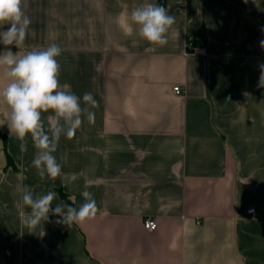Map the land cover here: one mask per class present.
Listing matches in <instances>:
<instances>
[{"label":"crops","instance_id":"crops-1","mask_svg":"<svg viewBox=\"0 0 264 264\" xmlns=\"http://www.w3.org/2000/svg\"><path fill=\"white\" fill-rule=\"evenodd\" d=\"M147 3L175 17L164 46L127 32ZM24 11L28 35L12 51L58 44L60 84L98 107L61 137L55 180L31 166L30 138L21 158L0 126V264H264V0H24ZM189 38L204 56L187 55ZM19 184L55 191L53 208L68 204L60 190L77 208L90 193L100 212L29 229Z\"/></svg>","mask_w":264,"mask_h":264},{"label":"clouds","instance_id":"clouds-1","mask_svg":"<svg viewBox=\"0 0 264 264\" xmlns=\"http://www.w3.org/2000/svg\"><path fill=\"white\" fill-rule=\"evenodd\" d=\"M130 22L128 34L135 28L149 44L164 46L175 17L169 15L164 6L147 3L131 11ZM30 24L31 19L24 11V0H0V44L6 49L0 53V72L7 81L0 87V104L10 109L0 126L6 124L9 135H15L19 140L21 158L28 151L30 138L36 149L31 166L41 180H55L62 173V166L54 155L61 137L73 139L85 115L89 123H94L95 112L90 108L98 107V101L91 92H85L81 100L68 90L67 84H60L61 65L58 57L62 49L58 44L33 48L24 55L12 51L9 46L19 49L24 45ZM260 46L264 48V40L260 41ZM259 67L258 86L264 88V64ZM82 103L85 106L82 107ZM45 113L51 114L45 119ZM17 191L22 201L21 224L29 229L48 221L50 215L60 217L56 224L71 227L74 223L95 219L100 212L96 200L87 192L84 193L85 202L79 208L63 201L53 208V201L57 197L53 190L34 196L29 186L19 184ZM24 207L30 211H23Z\"/></svg>","mask_w":264,"mask_h":264},{"label":"built area","instance_id":"built-area-1","mask_svg":"<svg viewBox=\"0 0 264 264\" xmlns=\"http://www.w3.org/2000/svg\"><path fill=\"white\" fill-rule=\"evenodd\" d=\"M187 55H193V56H204L205 55V51L203 48H199V47H194L193 46V39L189 38L188 39V47H187ZM174 92L176 95H181V90L179 87H175L174 88ZM256 214L255 210H250L248 212V215H254ZM144 229L146 231H155L157 229V223L155 221H146L144 223Z\"/></svg>","mask_w":264,"mask_h":264},{"label":"trees","instance_id":"trees-1","mask_svg":"<svg viewBox=\"0 0 264 264\" xmlns=\"http://www.w3.org/2000/svg\"><path fill=\"white\" fill-rule=\"evenodd\" d=\"M0 136H3L4 137V135H0ZM6 159H7V166L8 167H10V168H14L13 167V163H12V160H11V158L7 155V153H6ZM59 194H60V197L63 199V200H65L68 204H71L72 205V202L68 199V196L65 194V193H63V191H59Z\"/></svg>","mask_w":264,"mask_h":264}]
</instances>
